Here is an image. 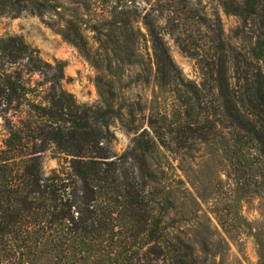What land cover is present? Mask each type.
I'll return each mask as SVG.
<instances>
[{
  "label": "trees",
  "instance_id": "1",
  "mask_svg": "<svg viewBox=\"0 0 264 264\" xmlns=\"http://www.w3.org/2000/svg\"><path fill=\"white\" fill-rule=\"evenodd\" d=\"M156 1L181 49L200 54L203 79L184 80L160 45L164 66H156L157 77L173 85L174 104L151 109L146 128L121 154L107 129L113 97L95 110L77 104L61 87L63 66L44 61L20 36L0 37L7 133L0 144V264H201L169 221L173 202L164 184L173 156L189 154L195 143L220 149L232 174L247 178L264 202V0H221L224 13L246 26L248 51L225 42L220 18L207 22L190 0ZM108 22L114 55L121 62L122 53L136 55L128 22ZM204 27L205 43L191 49L182 34ZM50 146L63 163L44 175L42 155ZM254 236L264 264V221Z\"/></svg>",
  "mask_w": 264,
  "mask_h": 264
},
{
  "label": "rangeland",
  "instance_id": "2",
  "mask_svg": "<svg viewBox=\"0 0 264 264\" xmlns=\"http://www.w3.org/2000/svg\"><path fill=\"white\" fill-rule=\"evenodd\" d=\"M190 3L207 22L212 23L214 16L220 18L225 42L249 50L246 26L224 13L221 0ZM6 4L0 15V37L20 36L44 61L63 66L61 87L77 104L95 110L104 106V97H113L115 113L107 129L111 147L118 154L130 148L135 136L146 128L151 109L163 112L174 104L173 85L157 77L156 66H164L160 45L184 80L200 83L203 79L200 54L181 49L172 35L177 34L176 28L169 25L168 13L159 9L156 0H10ZM121 18L128 22L127 32L136 38L131 43L136 55L128 58L122 53L124 62L114 55L105 35L108 21ZM148 22L162 44L149 34ZM206 31L204 27L182 37L194 49L205 43ZM6 134L0 118V144ZM189 151L174 155L172 167L165 170V190L173 202L170 223L183 230L201 264H258L254 233L264 221V202L249 191L255 187L247 185V178L232 174L220 149L195 143ZM155 162L165 164L160 158ZM62 163V154L50 146L42 155L44 175Z\"/></svg>",
  "mask_w": 264,
  "mask_h": 264
}]
</instances>
